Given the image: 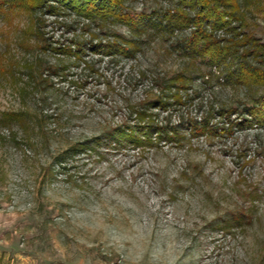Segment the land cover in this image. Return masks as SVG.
I'll return each instance as SVG.
<instances>
[{"label": "rangeland", "instance_id": "1", "mask_svg": "<svg viewBox=\"0 0 264 264\" xmlns=\"http://www.w3.org/2000/svg\"><path fill=\"white\" fill-rule=\"evenodd\" d=\"M246 30L264 41V0H238ZM0 0V119L28 110L31 137L0 122V264H264V126L192 136L182 119L241 105L264 92L226 84L184 44L191 29L161 36L128 25L63 18ZM135 12L166 0H126ZM12 7V8H11ZM87 26L142 43L135 56L100 57V75L53 50ZM253 64H256L252 60ZM184 72L195 100L158 111L180 141L112 144L156 81ZM66 74H68L66 76ZM219 77V78H218ZM239 116H232L237 120ZM217 118L214 122H220ZM99 138L100 144L94 140ZM90 147L73 153L76 143Z\"/></svg>", "mask_w": 264, "mask_h": 264}, {"label": "trees", "instance_id": "2", "mask_svg": "<svg viewBox=\"0 0 264 264\" xmlns=\"http://www.w3.org/2000/svg\"><path fill=\"white\" fill-rule=\"evenodd\" d=\"M7 1L12 7L18 5L35 12L45 10L58 22L70 11L89 22L99 20L100 25L109 22L125 23L131 32L139 36L152 31L165 37L191 29L190 34L184 38L185 46L194 57L203 59L210 67L219 68L226 84L248 87L254 92L264 88V41L246 30L247 24L238 0H166L168 6H157L150 12L145 9L135 12L126 8V0ZM66 27L70 31L72 24H66ZM77 31L73 30L72 38H66L65 43H59L53 48L55 52L73 58L74 61L52 67V73L58 75L59 70L66 72L73 66H82L88 74L100 75L98 62L101 60H86L87 53L114 59L135 56L142 47L140 41L129 39L121 33L103 38L97 32H92L89 26L80 34ZM191 81L184 72L168 76L162 81L157 80L159 94L132 108V115L135 116L133 125L125 123L108 131L112 144L123 146L129 142L135 147H142L153 145L155 139L180 141L182 136L179 126L158 121V111L193 102L195 96L190 93ZM1 115L2 124L9 126L17 123L28 137H31V122L38 120L28 110L3 111ZM232 116L239 117L232 120ZM217 118L221 121L214 122ZM254 124L264 126V92L253 96L251 101L242 106H210L199 119L188 117L180 122V126L189 130L192 136H217L235 128L246 129ZM94 141L101 143L99 138ZM89 147V142L76 143L73 153Z\"/></svg>", "mask_w": 264, "mask_h": 264}]
</instances>
